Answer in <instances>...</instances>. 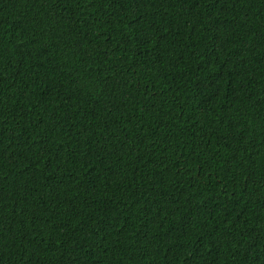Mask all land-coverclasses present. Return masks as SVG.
<instances>
[{"label": "trees", "instance_id": "1", "mask_svg": "<svg viewBox=\"0 0 264 264\" xmlns=\"http://www.w3.org/2000/svg\"><path fill=\"white\" fill-rule=\"evenodd\" d=\"M0 264H264V0H0Z\"/></svg>", "mask_w": 264, "mask_h": 264}]
</instances>
